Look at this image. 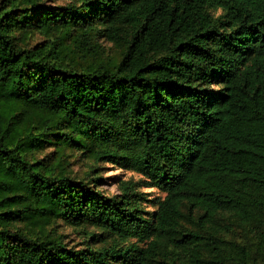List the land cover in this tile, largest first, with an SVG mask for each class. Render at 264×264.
<instances>
[{
    "label": "trees",
    "instance_id": "obj_1",
    "mask_svg": "<svg viewBox=\"0 0 264 264\" xmlns=\"http://www.w3.org/2000/svg\"><path fill=\"white\" fill-rule=\"evenodd\" d=\"M43 1L0 0V206L109 243L28 236L0 212V264H264V0ZM73 28L83 51L104 37L121 60L82 72L55 45L21 44ZM24 108L139 174L164 194L156 210L135 182L106 196L26 160L43 140L22 130Z\"/></svg>",
    "mask_w": 264,
    "mask_h": 264
},
{
    "label": "rangeland",
    "instance_id": "obj_2",
    "mask_svg": "<svg viewBox=\"0 0 264 264\" xmlns=\"http://www.w3.org/2000/svg\"><path fill=\"white\" fill-rule=\"evenodd\" d=\"M77 0H44L47 8L67 6ZM80 3V2H79ZM73 28L70 35L52 31L49 34H41L38 30H32L29 34H22L21 43L23 47L31 49L34 46L47 45L48 50L53 46L59 49V61L63 68L77 71H87L98 66L112 67L121 60L124 48L111 42L104 37H97L95 46L96 53L88 54L83 51L73 40ZM26 113L21 118L20 126L24 132L31 131L35 137L43 140L40 147L32 149L26 154L29 162H38L49 173L55 175H70L76 180H82L103 192L106 196L119 195L120 182L132 181L137 184L138 190L145 193L147 201L143 202L144 210L154 212L157 199L163 197L160 191L148 185L145 179L116 164L105 162L93 155V143L89 137H79L75 143L64 142L58 135L56 129L49 131L42 123L43 115L34 111L23 109ZM55 126V125H54ZM66 126V125H64ZM11 208L0 206V212L8 213L12 231L19 230L32 237L49 236L61 240L74 249H86L88 247L99 248L108 245L99 242L94 243L90 234L97 231L90 226L71 227L61 219L50 218L48 221L39 217L38 213L31 214L30 218L25 213L26 205L18 204ZM12 217H15L12 219ZM0 228L2 225L0 224ZM4 228V227H3ZM135 242L131 240L130 243Z\"/></svg>",
    "mask_w": 264,
    "mask_h": 264
}]
</instances>
